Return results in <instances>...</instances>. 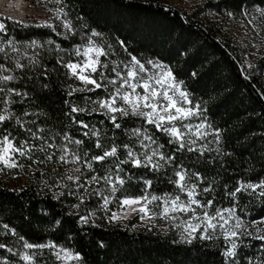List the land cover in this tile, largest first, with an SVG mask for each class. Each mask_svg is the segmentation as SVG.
Wrapping results in <instances>:
<instances>
[{
	"label": "snow or ice",
	"instance_id": "1",
	"mask_svg": "<svg viewBox=\"0 0 264 264\" xmlns=\"http://www.w3.org/2000/svg\"><path fill=\"white\" fill-rule=\"evenodd\" d=\"M50 2L55 5L49 9L50 19L39 26L66 41L78 37L79 43L70 49L51 39L46 43H23L10 36L7 25L0 22V172L23 168L21 160L41 171L49 166L51 171L61 169L48 187L61 190L53 193V199L75 197L77 202L72 208L77 210L79 225L94 224V213L79 215L78 210L95 197L101 211H111L109 206L115 203L123 212L122 217L111 211L110 221L126 218L128 210L142 220L160 217L181 229V240L187 244L195 240L221 242L216 246L223 264H264V178L237 180L225 193L231 206L223 207L214 188L204 186L201 173L182 163L188 154L199 161L208 153L220 151L209 146L212 141L208 137L219 142L220 133L207 122L206 108L192 101L183 81H178L166 65L141 61L130 53L126 59H119L102 33L84 31L87 26L77 24L83 18L72 15L66 0ZM257 13L255 17L247 12L241 15L246 19L244 26L260 36L264 31V8L257 9ZM117 43L127 51L123 42ZM44 51L56 52L57 65L73 81L66 91V111L58 128L44 126L46 113L29 110L35 107L36 99L29 85L48 87L42 83L49 75ZM77 96L78 100L71 99ZM96 116L102 119L95 120ZM129 117L136 118L139 125L122 129V122ZM105 121L113 131L121 129L129 142L117 143L115 137L106 140ZM169 167L175 176L170 180L175 187L173 193L155 195L149 192L152 181L144 180L142 195H124L125 177L133 178L127 175L132 169L156 173ZM118 192L122 199L116 196ZM242 197L260 202L261 215L247 219L240 205ZM2 228L0 235L15 237L20 249L3 242L0 249L18 255L25 264H36L37 255L44 249L54 252L62 262L82 260L79 253L55 242L29 243L7 224ZM0 264L9 262L0 258Z\"/></svg>",
	"mask_w": 264,
	"mask_h": 264
},
{
	"label": "trees",
	"instance_id": "2",
	"mask_svg": "<svg viewBox=\"0 0 264 264\" xmlns=\"http://www.w3.org/2000/svg\"><path fill=\"white\" fill-rule=\"evenodd\" d=\"M66 2L72 8L73 16L83 18L77 24L86 25L84 31L102 33L119 59H126L130 53L141 61L153 60L166 65L178 81H183L192 101L206 108L207 122L220 133L219 142L211 135L208 137L212 141L209 146L220 151L208 153L199 161L193 154H188L182 163L185 168L201 173L204 186L210 184L214 188V195L223 207L231 206L225 193L233 189L237 180L264 178V43L247 62L234 37L210 16L244 18L241 13L247 12L255 17L258 16L257 9L264 8L261 0H206L189 15L156 1ZM0 22L7 25L10 36L23 43L33 40L46 43L51 39L66 49L79 43L78 37L66 41L49 28L22 25L2 16ZM118 41L126 45V52ZM42 55L44 65L49 69V75L42 83L48 87L29 85L36 98L35 107L29 110L46 113L44 126L58 128L66 111V91L73 81L65 76L66 70L57 65L55 51H44ZM71 99L78 100V96ZM17 111L19 114L20 109ZM100 119L102 117H95V120ZM138 125L136 118L129 117L122 122V129ZM103 131L107 133L108 141L115 137L117 143L129 142L121 129L113 131L107 121ZM21 163L26 171L29 170L21 188L10 189L0 178V232H3L2 225L7 224L29 243L55 242L79 253L82 260L77 264H223L220 248L216 246L221 242L195 240L187 244L174 234L147 229L130 231L110 225L107 219L119 206L113 203L109 206L111 211L105 213L99 209L95 197L78 210L79 215L94 213V224L79 225L77 210L72 208L77 202L75 197L53 199V193L61 190L48 187L58 178L61 169L51 171L49 166L41 171L38 166L30 168L27 161L21 160ZM139 172L144 174L138 175ZM127 175L133 178L125 177L127 192L124 195H142L144 180L152 181L149 192L155 195L175 191L170 183L175 179L170 167L156 173L132 169ZM116 196L123 198L119 192ZM240 205L247 219L261 215L262 204L256 200L242 197ZM0 242L20 249V243L10 234L0 235ZM12 255L0 249V258L18 261Z\"/></svg>",
	"mask_w": 264,
	"mask_h": 264
},
{
	"label": "rangeland",
	"instance_id": "3",
	"mask_svg": "<svg viewBox=\"0 0 264 264\" xmlns=\"http://www.w3.org/2000/svg\"><path fill=\"white\" fill-rule=\"evenodd\" d=\"M141 1H156L168 6L176 7L185 14H191L195 9L204 3L206 0H141ZM55 7L50 1L46 0H0V16L12 20L22 25L39 26L44 21L49 20L51 13L49 9ZM211 16V20L218 22L224 31L234 37L237 44L242 47L245 60L251 61L250 58L256 55L264 43V35L257 36L251 29H247L245 18H236L233 16L217 17ZM253 17V16H252ZM251 18V17H249ZM29 176V170L24 168H17L0 172L1 180L6 183L10 189L21 188ZM118 214L123 217V212L120 208L116 210ZM111 215V214H110ZM108 223L113 226L129 229L130 231L149 230L161 234H174L180 240L181 229L175 228L173 222L166 221L157 217L154 221H149L146 218L141 219L140 215L128 210L126 218L118 221H110ZM182 241V240H181ZM18 261H8L9 264H25L18 255H12ZM36 264H77V261H60L57 260L54 252L44 249L42 254L36 257Z\"/></svg>",
	"mask_w": 264,
	"mask_h": 264
}]
</instances>
